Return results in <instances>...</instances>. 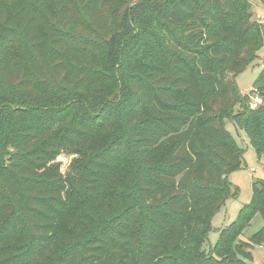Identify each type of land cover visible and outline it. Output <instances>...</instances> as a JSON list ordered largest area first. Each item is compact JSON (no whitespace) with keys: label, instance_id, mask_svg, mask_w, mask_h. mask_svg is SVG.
<instances>
[{"label":"trees","instance_id":"16d2710c","mask_svg":"<svg viewBox=\"0 0 264 264\" xmlns=\"http://www.w3.org/2000/svg\"><path fill=\"white\" fill-rule=\"evenodd\" d=\"M251 8L0 0V264H253L264 177L203 247L245 162L222 118L264 159V63L249 92L235 82L263 47Z\"/></svg>","mask_w":264,"mask_h":264},{"label":"rangeland","instance_id":"374dc122","mask_svg":"<svg viewBox=\"0 0 264 264\" xmlns=\"http://www.w3.org/2000/svg\"><path fill=\"white\" fill-rule=\"evenodd\" d=\"M252 3V20L257 23V15L261 17L264 16V3L259 0H250ZM259 24V23H258ZM261 24V23H260ZM262 25V24H261ZM241 64V51L232 58L229 70L227 72L229 80L233 79V70L238 67L236 64ZM264 63V37H263V47L257 52V57L253 60L248 67L238 73L235 77V82L239 87L241 92L247 93L252 88V84L256 77L259 75ZM236 107V106H235ZM223 124L226 126L227 130L233 134L237 144L244 149L245 162L243 166L229 175V180L235 188L238 190L237 197H228L223 206L219 209L217 213L212 218L211 226L212 230L208 234V239L204 243V248L208 249L214 245L218 239V231L232 221L236 220L240 209L251 199V183L257 178L264 177L263 169V157L258 161L254 149L250 146L249 139L245 131L234 124L229 118H222ZM116 133H119L120 128H114ZM104 141H108L111 136L109 132L104 133ZM73 155H60L58 161L61 164V169L65 171L71 164ZM263 225V219L259 213H255L251 218L249 224L243 230L242 236L240 235L238 239L248 238L250 235L258 231ZM252 253V263L253 264H264V245L256 246Z\"/></svg>","mask_w":264,"mask_h":264},{"label":"built area","instance_id":"2783aa9c","mask_svg":"<svg viewBox=\"0 0 264 264\" xmlns=\"http://www.w3.org/2000/svg\"><path fill=\"white\" fill-rule=\"evenodd\" d=\"M257 20H259V23L264 25V16L261 17L260 15H257ZM260 103H261V98L258 95H253L252 96V107H254Z\"/></svg>","mask_w":264,"mask_h":264}]
</instances>
